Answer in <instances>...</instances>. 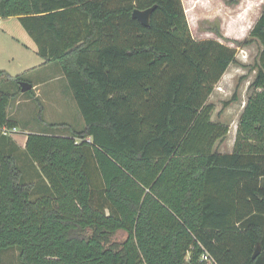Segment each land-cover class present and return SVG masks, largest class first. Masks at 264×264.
Returning <instances> with one entry per match:
<instances>
[{
    "label": "trees",
    "instance_id": "obj_1",
    "mask_svg": "<svg viewBox=\"0 0 264 264\" xmlns=\"http://www.w3.org/2000/svg\"><path fill=\"white\" fill-rule=\"evenodd\" d=\"M148 8L149 25L133 17ZM10 16L58 65L84 126L29 133L42 176L24 181L1 140L22 93L2 87L23 76L0 68V251L18 248L20 264H208L205 252L264 264V13L242 42L263 49L232 153L209 100L237 51L195 39L183 0H0Z\"/></svg>",
    "mask_w": 264,
    "mask_h": 264
},
{
    "label": "rangeland",
    "instance_id": "obj_2",
    "mask_svg": "<svg viewBox=\"0 0 264 264\" xmlns=\"http://www.w3.org/2000/svg\"><path fill=\"white\" fill-rule=\"evenodd\" d=\"M250 1L183 0L195 39L213 38L236 48V63L230 66L209 100L216 107L213 119L233 125L234 129L245 102L252 93L250 83L255 78V67L263 49L259 41L242 43L249 38L255 23L264 13V2L260 4L257 0L258 2L249 4ZM0 68L12 76H23V81L35 83L40 79L39 81L48 82L41 88V104L26 92L11 100L8 113L18 124L15 129H7L8 135L1 139L15 143L13 146L8 144V148L15 150H7V153H15L18 156L24 171V181L37 183L42 174L26 150L28 134L46 130L49 122L70 124L81 129L84 126V118L62 71L57 64H44V59L38 54L37 44L25 30L18 16L0 17ZM19 84L9 81L2 88L7 92H16ZM235 91H238V100L226 106L225 103L232 98ZM54 129L57 134L69 132L63 126ZM232 134L227 136L218 149L227 150L226 144L231 141ZM122 235L124 233H120L119 238ZM0 264H20L19 249L0 251Z\"/></svg>",
    "mask_w": 264,
    "mask_h": 264
},
{
    "label": "crops",
    "instance_id": "obj_3",
    "mask_svg": "<svg viewBox=\"0 0 264 264\" xmlns=\"http://www.w3.org/2000/svg\"><path fill=\"white\" fill-rule=\"evenodd\" d=\"M256 2H258L257 0H251L250 2H249V4H252V3H256ZM264 2V0H259V3L260 4H262ZM243 3V2H242ZM245 3V2H244ZM40 79H38V82H35V83H32L33 84V87H34V91H35V96L36 97H38V98H41V93L43 92L42 91V86H44V85H46L48 82L47 81H39ZM21 103V101L19 100L18 101V104H20ZM245 104H246V102H245ZM243 109H244V107H243ZM242 113V112H241ZM240 118V117H239ZM214 120V119H213ZM50 123V122H49ZM238 123H239V120H238V122H237V124H236V128L234 129V126L233 125H231L230 126V132H229V134L228 135H231L232 133V138H231V141L230 142H228L227 144H226V148H227V150H220L219 149V151L221 152V153H232L233 151H234V144H235V139H236V135H237V129H238ZM45 131V130H44ZM37 132H43V131H37ZM59 135H63V134H61V133H58ZM64 135H66V134H64ZM264 181V180H263Z\"/></svg>",
    "mask_w": 264,
    "mask_h": 264
},
{
    "label": "water",
    "instance_id": "obj_4",
    "mask_svg": "<svg viewBox=\"0 0 264 264\" xmlns=\"http://www.w3.org/2000/svg\"><path fill=\"white\" fill-rule=\"evenodd\" d=\"M152 11L153 8H148L146 10L135 9L133 11V17L139 19L143 24L149 25ZM20 84L22 86V92H27L28 90L33 88V84L28 81H20ZM260 251H261V246L258 245L257 249L254 252L253 257L254 258L257 257Z\"/></svg>",
    "mask_w": 264,
    "mask_h": 264
},
{
    "label": "built area",
    "instance_id": "obj_5",
    "mask_svg": "<svg viewBox=\"0 0 264 264\" xmlns=\"http://www.w3.org/2000/svg\"><path fill=\"white\" fill-rule=\"evenodd\" d=\"M201 257H202V260H206L210 263L214 262L213 258L211 257V255L208 252L203 253Z\"/></svg>",
    "mask_w": 264,
    "mask_h": 264
}]
</instances>
